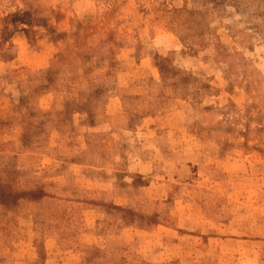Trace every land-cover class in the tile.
Masks as SVG:
<instances>
[{"label":"rangeland","instance_id":"1","mask_svg":"<svg viewBox=\"0 0 264 264\" xmlns=\"http://www.w3.org/2000/svg\"><path fill=\"white\" fill-rule=\"evenodd\" d=\"M0 264H264V0H0Z\"/></svg>","mask_w":264,"mask_h":264}]
</instances>
